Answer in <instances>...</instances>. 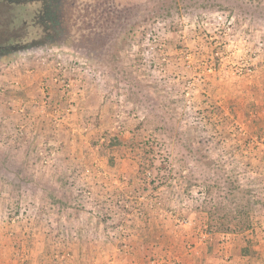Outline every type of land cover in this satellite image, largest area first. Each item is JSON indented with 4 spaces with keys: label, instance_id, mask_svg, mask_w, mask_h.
Instances as JSON below:
<instances>
[{
    "label": "rangeland",
    "instance_id": "obj_1",
    "mask_svg": "<svg viewBox=\"0 0 264 264\" xmlns=\"http://www.w3.org/2000/svg\"><path fill=\"white\" fill-rule=\"evenodd\" d=\"M4 1L13 8L9 17L16 27H4L11 46L0 50V264H59L55 260L64 257L67 264H205L209 246L212 264H264V212L250 234L249 255L236 256L241 235L207 226L201 176L216 163L224 175L239 179L244 200L264 205V0H216L232 6L192 21L182 12L179 33L167 30L169 19L154 30L138 24L112 38L118 59L102 67L94 60L105 50L90 56L83 41L55 28L49 11L62 0ZM130 71L154 103L150 124L162 127L165 122L155 123L159 113H176L166 128L193 147V160L178 151L190 168L185 178L177 175L174 159L167 184L144 190L130 181L134 163L123 161L111 177L97 158L96 135L131 129L145 118L130 85L119 79ZM234 96L246 109L212 136L220 124L216 109L229 115ZM203 109L212 128L189 143L183 135L197 129L196 112ZM195 156L206 162L199 166ZM65 159L75 167L60 184ZM62 193L68 203L63 211L49 199ZM212 198L215 204L217 192ZM111 200L123 210L103 206ZM119 215L140 217L138 225L118 224ZM49 236L56 243L50 248Z\"/></svg>",
    "mask_w": 264,
    "mask_h": 264
},
{
    "label": "trees",
    "instance_id": "obj_2",
    "mask_svg": "<svg viewBox=\"0 0 264 264\" xmlns=\"http://www.w3.org/2000/svg\"><path fill=\"white\" fill-rule=\"evenodd\" d=\"M196 1L197 0H152L142 5L137 2V0H83L80 3H77L78 1L76 0H62L61 3L52 7L51 11H49V15L55 22L54 24H56L55 28L68 31L78 43L83 41V47L86 48L90 56L93 51L100 50L99 52H102V50H105L103 51L105 52L104 56H99L98 54L94 60L95 66L102 67V63L110 64V62H116L118 59L117 53H113L114 40L112 38H118L129 33L132 31V28L138 24H145V26L154 30L156 28L155 24L158 23V21L169 19L171 23L167 30L169 32L179 33L182 29L180 17L182 12L185 14L188 13L192 21L195 17L205 13L224 8L228 9L229 6H232L231 4L224 5L222 2L216 0ZM251 2H261V0H250V3ZM124 3L126 5H124ZM0 5H3V10L5 11L3 24L6 28V32L9 30L12 32L13 27H16V25H14V20L9 17L13 8L10 10L8 8L10 3L6 1H0ZM27 10L29 12V8H27ZM27 10L24 13L29 16ZM12 41H15L14 38ZM104 45L105 47H102ZM9 46H11V42H2L0 43V50L3 49V47ZM119 79L130 85L129 90L134 100L141 109L144 107L145 118L131 129L124 130L122 128L119 132H106L96 135V140L93 145L97 150V158L102 160L105 171L113 177L123 161L132 162L135 164L136 169L133 171V175L130 176V181L135 179L139 188L146 190L148 186L157 188L159 184H164L166 181L168 182V180H170V177L166 174H171V170L169 169L173 166L171 161L176 159L180 166L177 175L181 178H185L190 172V168L184 161V155L178 153V151L182 152V150H185L191 157V160H193V153L190 152L193 150V147L187 148V145L182 141L183 139L180 137L179 133L171 131V127L170 129L166 128L168 124L171 125L172 122L176 121V113L168 114L160 112L157 117V122L155 123L165 122V124H163L162 127L153 126L150 124L149 118L156 114L154 103H152L146 94L142 93L140 86H138L139 84H137V77L130 71L124 72L123 76ZM245 105L248 106L247 103H245ZM194 108H197V106H190V113L188 112L186 114L187 118L191 112L192 115L195 114L193 113L195 110ZM245 109L246 107L244 108L243 104L238 102L237 96H234L230 104L229 115L224 117L223 111L219 108L216 109L220 118V124L214 127L215 132L213 130L212 136L225 131L231 121L239 118L240 113H243ZM207 110L208 109H203L196 112L200 119L196 124L198 127L196 130L194 128H189L186 133H184L183 136L186 137L187 142L192 143L197 135L201 136L212 128L210 122L206 118ZM246 118H249V115H246ZM254 118L257 117L255 116ZM94 122V120H91L90 123ZM146 124L147 127H145ZM215 128H219V130ZM165 130H170V132L162 133ZM167 141L174 146L172 150L170 143ZM170 150L178 154L173 157L172 154L168 153ZM194 161L200 166L206 162V158H197L195 156ZM60 166L61 173L59 181L60 184H63L68 179V173L74 170L75 166L70 161H66V159L64 162L60 163ZM206 166L207 169H204V175L201 176L204 180V184H206L205 203H207L209 207V209H207L208 217L206 218L208 223L207 226L212 232L241 235L243 239L242 241L241 239L237 240L235 255L248 256L249 249L251 248L250 234L255 226L260 224L264 212V205L262 203H253L250 199L244 200L242 193L244 189L239 179L224 175L216 163H209V165ZM162 171H164V174ZM184 174L186 175L184 176ZM201 176L196 178L199 180ZM167 182L165 184H167ZM216 192L217 201L214 204L215 198H212V196ZM247 195L249 196L246 192V196ZM63 198L66 199L64 193H62V198L53 197L51 194L49 195L51 205L53 207L59 205L61 211L68 205L66 201H63ZM103 206L111 208L113 210L112 212L116 210L120 211L124 208L123 205H120L118 200H111L110 202L103 201ZM139 207H143V203H139ZM58 212L60 213V211ZM127 212L130 213L129 211ZM145 214H149V212L145 211ZM144 216L146 217V215ZM127 218L126 215H119L118 224L130 220L133 224L138 225L139 221H135V219L139 220L140 217L136 218L132 215L129 217L130 219ZM140 233H142V231ZM53 241L52 237L49 236V248L56 244ZM62 241L65 242L63 239L61 242ZM242 242L245 244V248L240 247ZM62 250L61 248L60 251ZM211 251V247L209 246L206 253L203 255L205 264H212L211 262L215 263V254ZM60 254L63 255V252H60ZM66 260L67 259L64 257L62 260L56 259L55 261L59 264H67Z\"/></svg>",
    "mask_w": 264,
    "mask_h": 264
},
{
    "label": "flooded vegetation",
    "instance_id": "obj_3",
    "mask_svg": "<svg viewBox=\"0 0 264 264\" xmlns=\"http://www.w3.org/2000/svg\"><path fill=\"white\" fill-rule=\"evenodd\" d=\"M0 1H4V0H0ZM1 11L4 12L3 10V5H0V15H1ZM4 14H2V16L0 17V28H2V31L0 30V43L5 42L6 40L4 39V35H5V28H4V24H3V20H4ZM2 34V37H1Z\"/></svg>",
    "mask_w": 264,
    "mask_h": 264
},
{
    "label": "built area",
    "instance_id": "obj_4",
    "mask_svg": "<svg viewBox=\"0 0 264 264\" xmlns=\"http://www.w3.org/2000/svg\"><path fill=\"white\" fill-rule=\"evenodd\" d=\"M180 223L182 226H185V227H190L191 226V223L189 220H181L180 219Z\"/></svg>",
    "mask_w": 264,
    "mask_h": 264
}]
</instances>
